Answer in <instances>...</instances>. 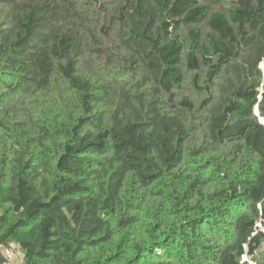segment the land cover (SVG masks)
I'll return each instance as SVG.
<instances>
[{
	"label": "trees",
	"instance_id": "16d2710c",
	"mask_svg": "<svg viewBox=\"0 0 264 264\" xmlns=\"http://www.w3.org/2000/svg\"><path fill=\"white\" fill-rule=\"evenodd\" d=\"M216 3L0 0V246L23 264L264 249V0Z\"/></svg>",
	"mask_w": 264,
	"mask_h": 264
},
{
	"label": "rangeland",
	"instance_id": "374dc122",
	"mask_svg": "<svg viewBox=\"0 0 264 264\" xmlns=\"http://www.w3.org/2000/svg\"><path fill=\"white\" fill-rule=\"evenodd\" d=\"M229 4V0H217V3L215 5L212 6V12H221L224 11V9L226 7H228ZM199 27L201 28L203 33H206V27L204 25H199ZM100 66H94L95 70H99ZM102 69V67H100ZM111 68V67H109ZM116 71H118V73H116V78L117 80H119L118 82H120V80L122 79V82H126V83H132L134 84L135 82L138 81V76L136 75H127V73H125V71L121 72L118 68H115ZM120 72V73H119ZM193 75L191 73H186L185 76V85L184 88L182 90V92L184 94H186L187 96H189L191 99H196V98H200L202 97V95L205 94L204 91L199 90L198 88H203L204 84L203 82L205 81V76L203 73L199 74L198 76V83L196 84V86L193 85L192 83V79H193ZM197 87V88H196ZM16 245H14L13 243L9 244V246L7 247H2L0 246V252L2 254V256L4 258H7L8 260L11 261V263L13 264H23V259H22V254H20L19 250L16 249ZM19 248V247H18ZM261 252V256H260V261H264V249L260 250Z\"/></svg>",
	"mask_w": 264,
	"mask_h": 264
},
{
	"label": "built area",
	"instance_id": "2783aa9c",
	"mask_svg": "<svg viewBox=\"0 0 264 264\" xmlns=\"http://www.w3.org/2000/svg\"><path fill=\"white\" fill-rule=\"evenodd\" d=\"M258 233H262L264 235V224L258 223L257 224ZM255 236V233L253 234ZM260 257V250H254L251 254H248L247 252L245 255H243L242 259L244 262L255 264L257 262V259ZM1 264H13L10 260L7 258H4V260L1 262Z\"/></svg>",
	"mask_w": 264,
	"mask_h": 264
},
{
	"label": "crops",
	"instance_id": "0c3cea01",
	"mask_svg": "<svg viewBox=\"0 0 264 264\" xmlns=\"http://www.w3.org/2000/svg\"><path fill=\"white\" fill-rule=\"evenodd\" d=\"M16 249H18V250H19V248H18V247H16Z\"/></svg>",
	"mask_w": 264,
	"mask_h": 264
}]
</instances>
